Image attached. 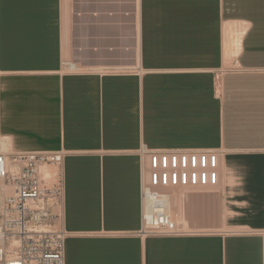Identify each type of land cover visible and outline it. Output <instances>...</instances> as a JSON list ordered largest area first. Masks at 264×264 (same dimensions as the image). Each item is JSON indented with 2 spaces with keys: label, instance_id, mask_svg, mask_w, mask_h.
<instances>
[{
  "label": "crops",
  "instance_id": "obj_1",
  "mask_svg": "<svg viewBox=\"0 0 264 264\" xmlns=\"http://www.w3.org/2000/svg\"><path fill=\"white\" fill-rule=\"evenodd\" d=\"M0 138L62 153L72 264H264V0H0ZM177 148L220 152L216 189L171 201L185 233L138 235L142 150Z\"/></svg>",
  "mask_w": 264,
  "mask_h": 264
},
{
  "label": "built area",
  "instance_id": "obj_2",
  "mask_svg": "<svg viewBox=\"0 0 264 264\" xmlns=\"http://www.w3.org/2000/svg\"><path fill=\"white\" fill-rule=\"evenodd\" d=\"M142 154L147 174L137 234L185 233L171 214L170 190L216 187L220 152L177 148L143 149ZM61 163L60 151L12 152L0 138V264H65Z\"/></svg>",
  "mask_w": 264,
  "mask_h": 264
},
{
  "label": "bare ground",
  "instance_id": "obj_3",
  "mask_svg": "<svg viewBox=\"0 0 264 264\" xmlns=\"http://www.w3.org/2000/svg\"><path fill=\"white\" fill-rule=\"evenodd\" d=\"M244 22L242 21H229L226 23V26H225V29H224V33H225V36H224V40H223V46L226 47V54H227V57H230L231 54H235V52L238 51V48H239V45H240V40H241V37H242V34L244 32ZM78 65L77 64H73L72 61L66 59L65 63H64V69H68V70H72V69H78ZM180 189H184L183 191L179 190L178 193L176 192L175 194L173 193L172 194V199L171 200L172 202L175 203L176 199H179V200H185L187 199L190 195H192L193 193H202V192H205L207 191L206 189H213V187H194V188H181L179 187ZM175 189L177 188H174L173 192H175ZM178 190V189H177ZM209 191V190H208ZM213 193V192H212ZM195 194V195H196ZM205 193H203V196H204ZM198 195V194H197ZM206 195L209 196V194L206 193ZM212 195V194H211ZM204 198V197H203ZM216 198V197H215ZM205 199V198H204ZM188 200V199H187ZM203 200V199H202ZM211 200V199H210ZM204 201V200H203ZM187 202V201H184V203ZM198 202V201H197ZM202 202V201H200ZM199 202V203H200ZM172 204V203H171ZM183 204V203H182ZM174 204H172L173 206ZM177 206V205H176ZM178 207V206H177ZM175 209V208H174ZM198 210V209H196ZM183 217V216H182ZM183 221V220H182ZM185 224L184 226H186L187 228H190L186 221H184ZM179 223V222H178ZM190 223V222H189ZM191 225V224H189ZM198 225V224H197ZM196 225V226H197ZM192 226V225H191ZM200 226V225H199ZM194 227V225H193ZM195 228V227H194ZM190 230V229H189ZM199 230V229H198Z\"/></svg>",
  "mask_w": 264,
  "mask_h": 264
},
{
  "label": "rangeland",
  "instance_id": "obj_4",
  "mask_svg": "<svg viewBox=\"0 0 264 264\" xmlns=\"http://www.w3.org/2000/svg\"><path fill=\"white\" fill-rule=\"evenodd\" d=\"M219 17L217 14L216 9L213 8L212 4L207 2L204 5V8L202 11H197L195 14V25L198 26H203L201 27L202 30H200V35L196 36V41H204V42H211L212 41V31H214L217 26L219 25ZM230 59V58H229ZM49 169H53L52 167H48ZM59 170V169H58ZM178 189V190H177ZM175 189V192H173V188L170 190V192L173 194H175L176 192L178 193V191L180 190H184V189H180L177 188ZM213 189H216V187H214ZM208 190H212V188L210 189H206ZM179 191V192H180ZM175 219V218H174ZM176 222L178 223L177 219H175ZM182 227L184 229H187L186 226H184V224H182ZM77 245V241L74 240H67L66 246H65V264H72L73 263V258H72V253L71 251L74 249V247Z\"/></svg>",
  "mask_w": 264,
  "mask_h": 264
}]
</instances>
